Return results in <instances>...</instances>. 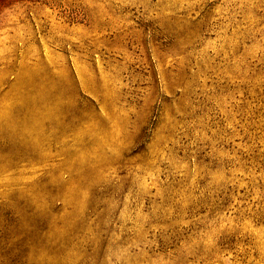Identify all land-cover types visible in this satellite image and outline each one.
<instances>
[{
	"label": "rangeland",
	"instance_id": "374dc122",
	"mask_svg": "<svg viewBox=\"0 0 264 264\" xmlns=\"http://www.w3.org/2000/svg\"><path fill=\"white\" fill-rule=\"evenodd\" d=\"M0 264H264V0H0Z\"/></svg>",
	"mask_w": 264,
	"mask_h": 264
}]
</instances>
